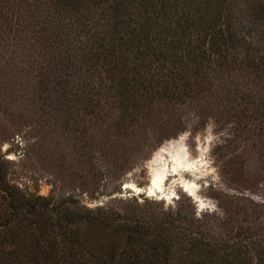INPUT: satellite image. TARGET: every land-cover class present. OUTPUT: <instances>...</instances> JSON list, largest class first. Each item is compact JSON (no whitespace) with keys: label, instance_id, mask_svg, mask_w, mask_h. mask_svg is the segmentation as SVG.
Wrapping results in <instances>:
<instances>
[{"label":"rangeland","instance_id":"374dc122","mask_svg":"<svg viewBox=\"0 0 264 264\" xmlns=\"http://www.w3.org/2000/svg\"><path fill=\"white\" fill-rule=\"evenodd\" d=\"M42 19L0 18V155L9 183L25 194L70 198L86 208L179 210L200 219L213 237L248 228L264 239L262 81H245L248 69L236 63L226 90L225 73L217 71L192 79L188 96L174 88L147 89L152 98L145 100L135 87L122 103L104 98L93 106L75 95L86 72L73 58L57 71L44 59ZM167 63L158 77L168 74ZM60 68L67 75L59 78ZM181 68L182 77L194 73L188 63L177 73ZM57 78L68 85L56 84ZM246 92L253 101L242 99ZM175 151L188 166L171 171ZM160 168L165 176L149 191ZM256 254L252 249L244 260L256 264Z\"/></svg>","mask_w":264,"mask_h":264},{"label":"trees","instance_id":"16d2710c","mask_svg":"<svg viewBox=\"0 0 264 264\" xmlns=\"http://www.w3.org/2000/svg\"><path fill=\"white\" fill-rule=\"evenodd\" d=\"M13 15L43 18L44 59L57 71L73 58L86 72L75 95L93 106L104 98L122 103L132 88L145 100L147 89L188 96L192 79L217 71L226 90L236 63L248 69L245 81L264 84V0H0V18ZM166 61L168 74L158 77ZM186 63L194 73L182 77ZM242 99L253 101L247 92ZM7 172L0 155V264H250L244 257L252 249L264 264V239L248 228L218 238L179 210L55 202L23 193Z\"/></svg>","mask_w":264,"mask_h":264},{"label":"bare ground","instance_id":"6f19581e","mask_svg":"<svg viewBox=\"0 0 264 264\" xmlns=\"http://www.w3.org/2000/svg\"><path fill=\"white\" fill-rule=\"evenodd\" d=\"M172 160H173L172 161V167L170 169L171 171H176V169L178 167L183 168L185 166H188L187 161H185L184 154L180 153V151H175V153L173 154ZM164 176H165V170L163 168L155 170L153 172V174H152V177H151V180H150V184L148 185V190L152 191L154 189V187H158L159 186L158 185L159 184V180H161ZM132 189L134 191L138 190L136 187L134 188L133 186H132Z\"/></svg>","mask_w":264,"mask_h":264}]
</instances>
